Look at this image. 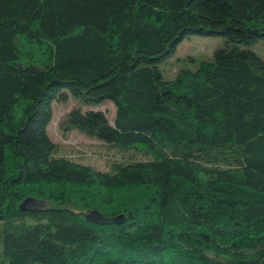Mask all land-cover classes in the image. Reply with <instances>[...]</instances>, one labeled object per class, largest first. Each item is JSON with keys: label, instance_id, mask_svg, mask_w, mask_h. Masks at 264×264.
<instances>
[{"label": "trees", "instance_id": "1", "mask_svg": "<svg viewBox=\"0 0 264 264\" xmlns=\"http://www.w3.org/2000/svg\"><path fill=\"white\" fill-rule=\"evenodd\" d=\"M190 35L224 43L164 77ZM260 40L264 0H0V264H264ZM70 96L71 127L145 158L59 156Z\"/></svg>", "mask_w": 264, "mask_h": 264}, {"label": "rangeland", "instance_id": "2", "mask_svg": "<svg viewBox=\"0 0 264 264\" xmlns=\"http://www.w3.org/2000/svg\"><path fill=\"white\" fill-rule=\"evenodd\" d=\"M224 39L219 36L190 35L186 37L176 48L175 52L166 60L159 63V67L166 78H172L177 70L184 68H195L197 60L212 54V51L221 46ZM253 49L264 56V40L258 41ZM53 117L48 126L50 138L58 144L59 156L69 158L78 163L91 165L99 170H110L114 162L126 161L132 158L144 159L141 154L132 151H121L96 137L87 135L67 123V115L73 108L83 111L89 107L71 97L66 102L54 101ZM94 109L103 110L109 121L113 124L115 117V105L107 101ZM32 207H40L45 204L37 202L30 203Z\"/></svg>", "mask_w": 264, "mask_h": 264}, {"label": "water", "instance_id": "3", "mask_svg": "<svg viewBox=\"0 0 264 264\" xmlns=\"http://www.w3.org/2000/svg\"><path fill=\"white\" fill-rule=\"evenodd\" d=\"M123 219H124V216H123V215H120V216L116 217V218L113 220V222L119 224V223H122V222H123ZM102 223H104V222H102Z\"/></svg>", "mask_w": 264, "mask_h": 264}]
</instances>
